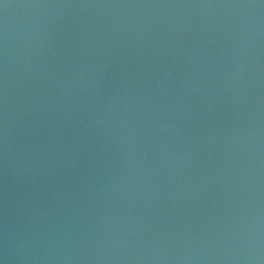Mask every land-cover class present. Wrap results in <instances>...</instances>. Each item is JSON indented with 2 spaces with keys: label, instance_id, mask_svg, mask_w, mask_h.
Returning a JSON list of instances; mask_svg holds the SVG:
<instances>
[{
  "label": "water",
  "instance_id": "95a60500",
  "mask_svg": "<svg viewBox=\"0 0 264 264\" xmlns=\"http://www.w3.org/2000/svg\"><path fill=\"white\" fill-rule=\"evenodd\" d=\"M0 264H264V0H0Z\"/></svg>",
  "mask_w": 264,
  "mask_h": 264
}]
</instances>
